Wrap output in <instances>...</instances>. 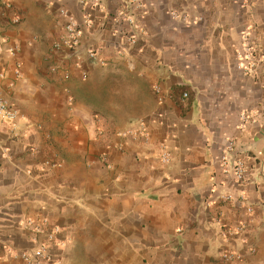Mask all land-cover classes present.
I'll return each mask as SVG.
<instances>
[{"label":"crops","instance_id":"crops-1","mask_svg":"<svg viewBox=\"0 0 264 264\" xmlns=\"http://www.w3.org/2000/svg\"><path fill=\"white\" fill-rule=\"evenodd\" d=\"M0 96V264L43 243V264H264V0H0Z\"/></svg>","mask_w":264,"mask_h":264},{"label":"built area","instance_id":"built-area-1","mask_svg":"<svg viewBox=\"0 0 264 264\" xmlns=\"http://www.w3.org/2000/svg\"><path fill=\"white\" fill-rule=\"evenodd\" d=\"M91 4H96L98 0H88ZM133 3L137 4L138 6H142V0H132ZM8 6V5H7ZM63 14H65L68 18L67 22L64 26V32L61 35L58 42L55 44V48L57 50L62 49H69L71 52L77 53L80 46V40L82 36V30L80 27L79 22L73 17L68 14L65 10H61ZM17 20V19H16ZM127 22L130 25L135 24V20L132 16L126 17ZM89 19L86 18V23L89 24ZM128 43H134L135 37L134 35L128 36L127 39ZM12 54L16 53L15 48H11L9 50ZM78 56V55H77ZM243 57L250 61L248 64V69H252L255 65L254 60L252 58V51L251 47L247 43V40L244 41L243 47ZM78 60L80 57H77ZM86 58L89 62L104 64V61L100 58L98 52L93 48L86 49ZM16 74H19V69L16 70ZM19 118V112L17 108H15L6 98L0 96V119L9 122L13 128L16 127V122ZM241 119L244 123L251 120V116L243 113L241 115ZM123 136L131 135L135 137H140L145 141L149 140V133L147 132L146 128L143 125L138 126L136 129H130L122 132ZM233 151V142H229L226 152H224L223 156L221 157V162L224 168V172L233 176V178L238 181L242 182L246 178V165L243 160L235 158L232 156ZM106 155H102V159L106 160ZM161 158L163 162H169L171 159V154L165 148H162ZM224 200H232L233 196L231 194L221 196ZM246 211L251 213L253 208L251 206H247ZM28 224L30 226L33 225L32 221H29ZM47 224V220H43L42 227L44 229L45 225ZM35 229L37 231H41L40 226H36ZM246 229L244 223H237L231 226H225L223 229L222 235L226 239L232 238L234 235L242 234ZM57 232L56 228L51 229L48 233L49 240H53L55 234ZM16 258L21 257L27 264H43L45 260L49 258L48 246L47 244H40L33 252H23L20 254L14 255ZM226 258L233 259L238 258L239 255L235 253H229L225 255Z\"/></svg>","mask_w":264,"mask_h":264}]
</instances>
